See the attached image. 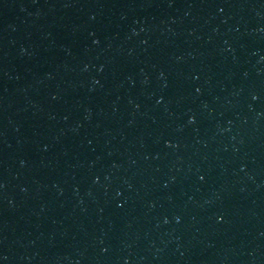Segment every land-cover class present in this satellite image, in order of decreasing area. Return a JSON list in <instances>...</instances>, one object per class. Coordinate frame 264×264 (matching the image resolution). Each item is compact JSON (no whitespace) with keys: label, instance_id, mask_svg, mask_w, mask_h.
I'll list each match as a JSON object with an SVG mask.
<instances>
[{"label":"water","instance_id":"1","mask_svg":"<svg viewBox=\"0 0 264 264\" xmlns=\"http://www.w3.org/2000/svg\"><path fill=\"white\" fill-rule=\"evenodd\" d=\"M0 264H264V0H0Z\"/></svg>","mask_w":264,"mask_h":264}]
</instances>
